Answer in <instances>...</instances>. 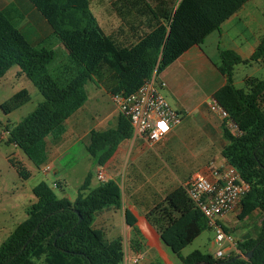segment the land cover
<instances>
[{
  "label": "trees",
  "instance_id": "1",
  "mask_svg": "<svg viewBox=\"0 0 264 264\" xmlns=\"http://www.w3.org/2000/svg\"><path fill=\"white\" fill-rule=\"evenodd\" d=\"M28 1L64 45L72 64L71 68L59 65L52 70L55 51L29 42L19 27L25 17L20 8L14 3L0 7V79L18 65L44 97L33 113L6 132L41 169L49 158L47 141L60 139L65 122L85 105L89 81L106 69L112 74L111 96L134 93L154 73H161L189 49L201 45L249 0H181L174 12L151 9L154 22L147 31L134 32V42L129 44L105 33L91 11L90 0ZM220 55L218 70L227 82L213 99L228 114L222 122L228 141L222 156L251 186L241 200L238 218L246 220L259 211L261 225L255 236L237 242L239 253L214 258L201 250L182 253L210 229L184 186L155 203L148 218L182 264H264V79L248 78L245 89L233 84L235 66L251 62L264 65V38L248 60L232 50H223ZM30 100L28 90L22 89L3 102L1 109L9 114ZM132 133L129 118L120 113L118 129L93 131L87 150L91 156H99L102 164ZM11 162L18 172L26 170L20 161ZM92 178L89 173L74 201L59 197L46 182L37 184L32 190L36 201L27 210V219L0 248V264H124L122 239L106 241L103 231L93 226L96 212L121 206V187L106 180L91 188ZM125 215L127 224L134 226L132 214L126 210ZM250 252L252 256L245 258Z\"/></svg>",
  "mask_w": 264,
  "mask_h": 264
},
{
  "label": "crops",
  "instance_id": "2",
  "mask_svg": "<svg viewBox=\"0 0 264 264\" xmlns=\"http://www.w3.org/2000/svg\"><path fill=\"white\" fill-rule=\"evenodd\" d=\"M180 2L181 0H123L122 7H115L113 3V8L106 11L104 17H99V15L96 17L93 14L108 36L121 44H129L134 42V32L147 31L148 26L154 22L151 9L158 13V9H169L174 12ZM25 6L35 17V22L31 24L36 37L29 39L22 29L21 31L31 44L35 46H48L49 44L48 47L54 50L55 44L47 41L48 37L53 34L52 28L39 17L33 7L27 3ZM21 11L25 15L24 10L21 9ZM104 22L106 28L103 25ZM262 38H264V0H249L226 20L219 30L207 36L201 45L189 49L159 73L158 81L166 84L161 89V93L171 107L182 116V122L179 125L173 127L161 142L152 146L145 137L136 135L133 131L129 138L122 139L118 143L114 152L102 164L98 162L99 156L93 157L89 154L97 162L94 164V173L88 172L85 178L89 173L95 176L97 171L102 170L106 175V180H114L121 187V206L107 207L96 212L93 226L98 218H103L106 224V230L103 233L105 240L109 242L112 240L108 238L115 237L116 228H118V235L115 239H122L125 259L140 256L138 263L140 264L144 259V254L139 250L140 247H145L147 250H155L162 257L164 264H175L174 257L176 256L161 241L158 228L148 218V213L154 204L165 199L171 191L159 189L148 176L150 173L169 175L171 171L178 182L184 183L195 174L210 175L212 170L229 165L222 156V150L228 143L223 136V120L208 107L214 93L227 82L226 77L218 70L221 64L220 54L223 50H232L243 60H248ZM210 66L213 70H210ZM241 66L249 67L250 70L239 77L236 72ZM105 71L110 76L112 75L108 70L105 69ZM248 78L264 79V65L251 62L235 66L233 84L237 88L245 89ZM108 88V84H101L92 89L90 94L86 90L87 101L65 122L63 136L58 140L49 139L47 141L49 158L42 168L49 166L50 171L53 170L56 176L54 183L64 193L67 185L64 178L67 169L62 164H66L64 159L68 150L79 142L83 143L87 150L93 131L106 132L118 129L120 112L116 107L110 112L106 108V94L112 101ZM261 105L264 109V95ZM84 108L93 111L92 120L89 119L86 122L87 117L82 111ZM217 153H219L218 157ZM56 161L60 163L59 168H55L54 162ZM93 178L91 188L99 184L94 182ZM157 182L159 184L165 181L160 179ZM126 210L135 218L134 226L127 224ZM239 211L240 208L221 219L227 228H229L228 222H232L233 217ZM252 233L245 236L242 241L251 238ZM233 235L235 237V234ZM159 242L161 246L157 245ZM235 243L237 244L236 240ZM212 244H214V239ZM127 247L132 253L130 256L127 255ZM234 250L236 251V248ZM168 253L172 255V259H163V256H168Z\"/></svg>",
  "mask_w": 264,
  "mask_h": 264
},
{
  "label": "rangeland",
  "instance_id": "3",
  "mask_svg": "<svg viewBox=\"0 0 264 264\" xmlns=\"http://www.w3.org/2000/svg\"><path fill=\"white\" fill-rule=\"evenodd\" d=\"M90 2L92 11L96 17L97 15H99V17H104L106 11L111 10L114 5L115 7H122L123 4V0H90ZM10 3L16 4L20 8V10L22 9L25 12V17L19 25L22 31L25 32L26 36L29 39L36 37L33 32L34 27L31 24L32 22H35V17L29 9L27 10V8H25V3L33 8L34 6L28 0H0V6H6ZM35 11L39 15V17L43 19L36 9ZM45 23L47 24L46 21ZM103 25L106 28L105 22L103 23ZM47 41L55 44L54 50L57 54L55 61L51 65V69L53 70L59 65H64L71 68L72 64L70 62L68 52L65 49L64 45L60 42V40L52 34V36L48 37ZM47 45L49 46V44ZM210 70H213L212 66H210ZM249 70V67L241 66V68L237 70L236 75H239V77H241ZM101 73L94 78L95 81H90L87 83L86 90L88 94H90L91 90L95 89L96 86L98 87V85L108 84L109 87L112 85V76H110L106 71L104 72V70ZM105 74H107V77H105ZM158 76L159 73L157 74V77ZM105 78L106 80H104ZM99 82L101 84H99ZM22 89L28 90L31 95V100L12 113L5 114L1 109V104ZM106 96V108L107 111L110 112L116 106H114V104L112 103L113 100H110L109 95L106 94ZM43 101V95L40 93L34 83L24 73L21 72V69L18 65H14L6 73V75L0 79V248L9 239L14 230L27 219V210L36 201L33 196L32 190L37 184H39L40 182H46L59 197H67L69 200L74 201L78 195L80 186L85 180L86 174L90 171L91 173H94L95 171L94 164L97 161L89 155L83 143H77L74 147L68 150V154H66V157L64 159V162L66 164H62L63 167H66L67 169V174L64 177L67 182V185L64 188V193L61 189L54 186L56 176L54 175L53 170L45 173L44 168L38 169L34 165V163L27 157V155L18 146H16L9 140V135L6 132L7 129L16 126L23 119L33 113L39 106V104ZM87 107H89V105ZM82 111L87 117L86 122L89 119L93 118L92 110H85L84 108V110ZM149 145L152 146V144L150 143ZM216 156L218 157L219 153H217ZM11 160L20 161L24 164L26 170L24 172H18L12 166ZM54 163L55 168L60 167L59 162L56 161ZM193 176H191L184 183L178 182L175 174H173L171 171L169 175H166L165 173L160 175H153L150 173L148 178L159 189L162 188L163 191H172L180 185L184 186L193 178ZM93 177L94 182L101 183V181L97 179V175L94 176L93 174ZM160 179L164 180L165 182L158 184L157 181H159ZM239 213L240 211L235 214L232 222H228V230L230 233L235 234L234 238L237 242L242 241L245 236L249 235L252 232V236H255L258 230L257 228L260 227L263 217L260 212H256L247 220L240 221L238 219ZM105 226L106 224L103 218H98L94 225L95 228L102 231L106 230ZM117 235L118 228H116L115 237H113L112 239H108L114 240L115 238H117ZM151 237L153 236L151 235ZM214 238V231L212 229L206 230L200 238H198L189 247L184 249L182 253L184 255H188L193 251L200 249L202 250V252L211 254L214 258H216L215 254L219 246L215 243L212 244V240ZM157 245L161 246L160 242ZM139 252L144 254V259L140 264H164L162 257L158 255L155 250H147L145 247H140ZM236 252H238L237 248L236 251L234 249L227 250L228 255L234 254ZM131 254L132 253L127 247V255L130 256ZM171 257L172 255L168 253V256H163V259H172ZM174 259L175 264H182L176 257H174ZM124 264H130V262H124Z\"/></svg>",
  "mask_w": 264,
  "mask_h": 264
},
{
  "label": "built area",
  "instance_id": "4",
  "mask_svg": "<svg viewBox=\"0 0 264 264\" xmlns=\"http://www.w3.org/2000/svg\"><path fill=\"white\" fill-rule=\"evenodd\" d=\"M165 86L154 73L134 93L112 95L118 111L129 118L134 133L145 137L152 145L161 142L173 127L182 122V116L161 93ZM208 107L220 119L228 117L214 99L210 100ZM229 125L233 127L232 123ZM50 170L49 166L44 167L45 173ZM97 179L106 181L104 171H97ZM54 186L57 187V184L54 183ZM184 188L190 200L207 219L208 227L215 233L214 243L219 246L216 258L229 256L227 250L236 248L235 238L232 233L225 231L226 226L221 219L240 208L241 200L251 189L250 184L242 179L234 166L228 165L212 170L210 175L195 174ZM140 259V256L126 257L125 262L138 264Z\"/></svg>",
  "mask_w": 264,
  "mask_h": 264
},
{
  "label": "water",
  "instance_id": "5",
  "mask_svg": "<svg viewBox=\"0 0 264 264\" xmlns=\"http://www.w3.org/2000/svg\"><path fill=\"white\" fill-rule=\"evenodd\" d=\"M80 220H81V218H80ZM251 256H252V252H250V253L247 254V255H244L245 258H249V257H251Z\"/></svg>",
  "mask_w": 264,
  "mask_h": 264
}]
</instances>
